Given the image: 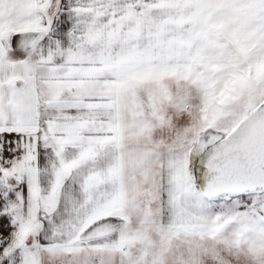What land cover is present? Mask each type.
Listing matches in <instances>:
<instances>
[{
    "label": "snow or ice",
    "instance_id": "6c2138e0",
    "mask_svg": "<svg viewBox=\"0 0 264 264\" xmlns=\"http://www.w3.org/2000/svg\"><path fill=\"white\" fill-rule=\"evenodd\" d=\"M0 264H264V0H0Z\"/></svg>",
    "mask_w": 264,
    "mask_h": 264
}]
</instances>
